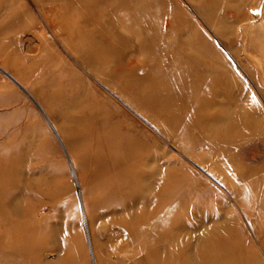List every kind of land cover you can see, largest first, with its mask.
I'll return each instance as SVG.
<instances>
[{
  "label": "rangeland",
  "instance_id": "1",
  "mask_svg": "<svg viewBox=\"0 0 264 264\" xmlns=\"http://www.w3.org/2000/svg\"><path fill=\"white\" fill-rule=\"evenodd\" d=\"M124 174L129 195L145 177L177 194L108 200ZM16 187L0 264H199L209 246L264 264V0H0V188ZM9 238L38 246L22 259Z\"/></svg>",
  "mask_w": 264,
  "mask_h": 264
},
{
  "label": "bare ground",
  "instance_id": "2",
  "mask_svg": "<svg viewBox=\"0 0 264 264\" xmlns=\"http://www.w3.org/2000/svg\"><path fill=\"white\" fill-rule=\"evenodd\" d=\"M54 21V20H53ZM52 23H54V22H52ZM91 54H93V53H91ZM95 55V54H94ZM90 57V56H89ZM200 57H191V58H188V59H190V60H194V59H196V60H198ZM210 72V71H209ZM133 98V97H132ZM137 100V99H136ZM168 100V99H167ZM162 102H164V100L162 101ZM155 104V103H154ZM149 106V109L151 108V109H153L154 111H156V112H153V113H156V114H161V113H163V112H166V104H163V105H160V106H155V105H153V104H150V105H148ZM155 106V107H154ZM196 109H197V107H196ZM196 112V111H195ZM192 117H193V114H192ZM195 119V118H194ZM198 119V118H197ZM189 122H192V119H189ZM200 122V121H199ZM220 124V123H219ZM85 130V129H84ZM230 130V129H229ZM98 139V138H97ZM171 140V139H170ZM96 147V146H95ZM128 147V149H131V150H139V151H142V150H144L145 148H147V146L145 145V144H143V143H135V142H133L132 144H130L129 146H127ZM138 158L137 159H135V160H133L132 162H130V161H128L127 163H125L124 165V167L127 169V171H128V173L130 174V175H132V173L133 172H135V171H137V170H139V169H141V167H143V168H145V167H148V165H149V163L147 162V160L145 159V158H143L144 156H142L141 154H139L138 156H137ZM150 164H152V163H150ZM150 173L148 172V176H150V178L152 177V178H155L156 177V172L155 171H157V170H155L154 168H152V169H150ZM130 175H128V174H124V175H122V176H119V177H117V179H116V184L114 185V187H112L111 189L114 191L113 193H111L112 195H109V197H108V195L106 196L107 198H108V200H112V199H114L115 201H118V202H122V203H125V202H127V201H129L130 199H131V201H132V199H134V198H136V199H141L142 200V202L144 203V205H146V204H148V205H155V204H157L158 206H159V203H161V202H164V200L165 199H168V198H171L172 196H174L175 194H177L176 193V189L174 188H172L173 186L171 185V183L172 182H174L175 181V179H171V181H169L170 183H167V185H164V190L162 191V190H160V184L159 183H157L156 181H157V179H155V182L154 183H149L145 178H147V177H145V178H142V179H140V181L138 182V190L140 191V193H141V195H134V194H132L131 192H130V195H129V193L128 192H126L127 190H130V188L131 187H133L132 186V182H131V180L132 179H130ZM172 178V177H171ZM174 178V177H173ZM135 184V182L133 183V185ZM162 184H164V182L162 183ZM14 190H15V192L12 194V197H9L10 196V194L8 193V192H6V191H4L3 192V189H1L0 188V195H1V199H0V209H2L5 205H7L8 204V202H4L3 204L1 203L2 202V200H4V199H7L6 197H8V198H13V197H16L17 195L19 196V195H24V194H26L27 192V189H22V188H19V187H16V188H14ZM110 192H112V191H110ZM11 193V192H10ZM108 193V192H107ZM136 194V193H135ZM262 197V196H261ZM106 198V199H107ZM263 202H264V193H263ZM261 201V200H260ZM256 203V202H255ZM261 203V202H260ZM257 204V203H256ZM9 205V204H8ZM161 207V206H160ZM260 207V206H259ZM159 208V207H158ZM155 209V208H154ZM10 210H11V212H12V214L13 215H17V214H19V209H18V206L17 205H15V204H13L12 206H10ZM160 211V210H159ZM163 211V210H162ZM158 212V211H157ZM261 214L262 216L264 215V206H262L260 209H259V212H258V214ZM162 214V213H161ZM259 214V215H260ZM153 216V215H152ZM151 216V217H152ZM150 217V218H151ZM153 218V217H152ZM154 218H157V215H156V213L154 214ZM147 219L145 218V221H146ZM150 221L152 220V219H149ZM149 220H147V221H149ZM136 221H138V220H136ZM144 221V220H143ZM150 221H149V223H150ZM159 222V221H158ZM144 223V222H143ZM146 223V222H145ZM155 223V225H156V222H154ZM147 224V223H146ZM166 224H168V223H166ZM171 224V223H170ZM8 225L9 226H12V223L10 222V221H8ZM144 225V224H143ZM155 225H153V226H155ZM160 225V224H159ZM162 225V224H161ZM264 225V224H263ZM147 226V225H146ZM145 226V227H146ZM170 226V225H169ZM156 227H159V226H156ZM155 227V228H156ZM176 227V226H175ZM262 227V226H261ZM136 228H138L139 229V227L137 226ZM135 228V229H136ZM169 228V227H168ZM151 229H152V227H151ZM158 229V228H157ZM10 230V229H9ZM141 230V229H140ZM143 230V229H142ZM147 230V229H146ZM263 230H264V226H263ZM16 231H17V229H16ZM15 231V232H16ZM35 231V230H34ZM151 231V230H150ZM158 231H161V230H159L158 229ZM18 232V231H17ZM137 232V231H136ZM142 232V231H141ZM140 231L139 232H137L138 234L139 233H141ZM144 232H145V230H144ZM147 232H148V230H147ZM21 233H24V232H21ZM34 233V232H33ZM149 233V232H148ZM154 233H155V230H154ZM153 233V234H154ZM161 233V232H160ZM163 233V232H162ZM13 234V233H12ZM15 234V233H14ZM130 234V233H129ZM145 234H147V233H145ZM145 234H143L144 235V238H146V236H145ZM164 234V233H163ZM20 235V234H19ZM18 235V236H19ZM34 235V234H33ZM140 235V234H139ZM11 236V235H10ZM18 236H15L16 238L18 237ZM21 236V235H20ZM135 236H137V234L135 235ZM230 236V235H229ZM12 237V236H11ZM226 237H228V236H226ZM25 238V237H24ZM133 238H134V236H133ZM133 238H131V239H133ZM144 238H143V240H144ZM153 238V237H152ZM20 239V238H19ZM136 238H134L133 240H135ZM219 239V238H218ZM231 239V238H230ZM12 240V239H11ZM10 240V238H9V242L8 243H6V244H9L10 246H11V248H9L8 249V251H10L11 253H13V254H16V256H18L19 258H22V259H24V258H27V257H29V255H28V252L26 253L25 252V250H22L21 249V247H37L38 245H36V244H34V243H32L31 241L29 242L28 241V243H25L23 246H18L17 244L18 243H16L15 244V242H13V240L11 241ZM22 240H23V238H22ZM138 240V239H137ZM136 240V241H137ZM143 240H141L142 242H141V246H142V243H143ZM146 240V239H145ZM144 240V241H145ZM227 240V239H226ZM139 241V240H138ZM151 241H152V239H151ZM221 241V240H220ZM223 241V240H222ZM145 242H147V246H148V240H146ZM150 242V241H149ZM153 242V241H152ZM152 242H150L151 244H153ZM218 242V241H217ZM232 242V241H231ZM230 242V243H231ZM22 243V242H21ZM149 243V244H150ZM209 243H211V242H209ZM140 244V243H139ZM144 244V243H143ZM150 244V245H151ZM214 244V243H213ZM237 244V243H236ZM20 245V244H19ZM144 245H146V244H144ZM154 245V244H153ZM205 245V244H204ZM211 245V244H210ZM226 245V244H225ZM224 245V246H225ZM235 245V244H234ZM6 246H8V245H6ZM9 246V247H10ZM152 246V245H151ZM151 246H149L150 248H153V246L151 247ZM136 247H137V245H136ZM139 248H140V245L138 246ZM149 247H147L148 249H149ZM228 247V246H227ZM227 247H224V248H227ZM215 248V247H214ZM220 248V247H219ZM218 248V249H219ZM237 248V247H236ZM146 249V246H144V249L142 248V251L143 250H145ZM148 249H146V250H148ZM181 249V248H180ZM207 250H211L212 249V251H215V253H216V251L217 250H214L213 249V247H210L209 246V248H206ZM216 249V248H215ZM222 249V248H221ZM137 250V249H136ZM151 250V249H150ZM205 250V249H204ZM206 250V252L208 253V251ZM220 250V249H219ZM226 250V249H225ZM225 250H224V252H225ZM238 250H239V248H238ZM237 250V251H238ZM138 251V250H137ZM142 251H141V253H142ZM227 251H228V248H227ZM211 252V251H210ZM220 251H218V253H219ZM147 253H148V251H147ZM175 253V252H174ZM205 254L204 253V255H202L201 257H198L199 258V264H216V261H217V259H215L214 257H210L208 254ZM233 254H238V253H235V251H233L232 252ZM198 254V253H197ZM241 254V253H240ZM243 254H245V253H243ZM247 254H249V253H247ZM246 255V254H245ZM255 255V254H254ZM144 256H146V253H145V255ZM175 256H177V254L175 253ZM174 256V257H175ZM218 256H220V255H218ZM230 256V255H229ZM231 256H232V254H231ZM230 256V257H231ZM239 256V255H238ZM241 256V255H240ZM249 256H251V253H250V255ZM248 256V257H249ZM170 257H172L173 258V256L171 255ZM178 257V256H177ZM177 257H175V259L177 258ZM221 257V256H220ZM227 257V256H226ZM243 257H245V256H243ZM251 257H253V254H252V256ZM239 258H241V257H239ZM32 259H35L34 258V256L32 257ZM175 259H174V261H175ZM185 259V258H184ZM233 259V258H232ZM244 259V258H243ZM242 259V260H243ZM252 259H254V258H252ZM147 260V259H146ZM227 260H229V259H227ZM20 261V260H19ZM173 261V260H172ZM221 261V260H220ZM234 261H235V259H234ZM237 261V260H236ZM257 261V260H256ZM225 262H227V261H225ZM240 262V261H239ZM251 262H252V260H251ZM251 262H249L248 261V263H251ZM148 263V262H147ZM174 263V262H173ZM232 263V262H231ZM230 263V264H231ZM234 263V262H233ZM243 263V262H242ZM246 263V262H245ZM247 263V264H248ZM253 263V262H252ZM257 263V262H256ZM259 263V262H258ZM143 264V263H142ZM167 264H169V263H167ZM181 264H186L185 263V260H183V262L181 263ZM228 264V263H227Z\"/></svg>",
  "mask_w": 264,
  "mask_h": 264
}]
</instances>
